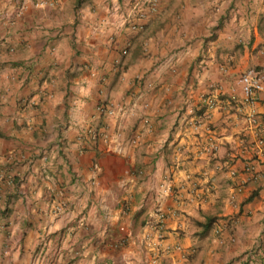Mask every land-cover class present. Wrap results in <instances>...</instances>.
<instances>
[{
  "label": "crops",
  "instance_id": "1",
  "mask_svg": "<svg viewBox=\"0 0 264 264\" xmlns=\"http://www.w3.org/2000/svg\"><path fill=\"white\" fill-rule=\"evenodd\" d=\"M77 1L0 0V264H264V0Z\"/></svg>",
  "mask_w": 264,
  "mask_h": 264
},
{
  "label": "built area",
  "instance_id": "2",
  "mask_svg": "<svg viewBox=\"0 0 264 264\" xmlns=\"http://www.w3.org/2000/svg\"><path fill=\"white\" fill-rule=\"evenodd\" d=\"M131 26L134 29L141 28V26L133 23ZM237 83L248 102L256 101L260 95L264 94V65L262 67L248 68L237 79ZM233 98L236 99L237 96L234 95ZM207 104L209 108H213L216 102L211 97L208 99ZM97 111L100 115L105 116L114 113L111 104L104 102L98 104ZM86 133L92 140L101 137V132L97 128H89ZM261 143L264 144V139L261 140ZM63 207L62 203L56 205L57 210H61ZM170 214H173V212L159 205L154 210L153 216L145 224L143 240L145 249L149 252V264H160L164 256L171 255L175 250L181 249L180 245L172 246L167 243L168 229L166 221Z\"/></svg>",
  "mask_w": 264,
  "mask_h": 264
},
{
  "label": "trees",
  "instance_id": "3",
  "mask_svg": "<svg viewBox=\"0 0 264 264\" xmlns=\"http://www.w3.org/2000/svg\"><path fill=\"white\" fill-rule=\"evenodd\" d=\"M83 1H85V0H78L77 1L78 5H80Z\"/></svg>",
  "mask_w": 264,
  "mask_h": 264
}]
</instances>
